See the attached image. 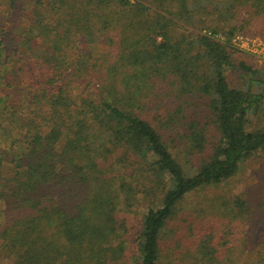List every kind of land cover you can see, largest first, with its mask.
I'll return each mask as SVG.
<instances>
[{"label": "trees", "instance_id": "trees-1", "mask_svg": "<svg viewBox=\"0 0 264 264\" xmlns=\"http://www.w3.org/2000/svg\"><path fill=\"white\" fill-rule=\"evenodd\" d=\"M3 1L0 264H264V0Z\"/></svg>", "mask_w": 264, "mask_h": 264}, {"label": "rangeland", "instance_id": "rangeland-1", "mask_svg": "<svg viewBox=\"0 0 264 264\" xmlns=\"http://www.w3.org/2000/svg\"><path fill=\"white\" fill-rule=\"evenodd\" d=\"M0 5L2 9H6L7 7L6 1L4 2L3 0H0ZM18 6L19 9L22 8L23 2H18ZM250 37L251 36H249L248 38H244V40H240L234 45L236 49L233 56L235 69L229 70L227 72L228 80L231 86L234 88L243 89L246 86V83L242 76L243 72L239 68L242 63L252 68L254 71L259 72L262 79H264V43L263 40L259 37ZM254 126H256V124H252V127ZM262 181L264 182V152L258 153L245 161L238 177L230 181L227 185H223L218 190L210 191L222 194L229 191V189L231 188L235 193L246 192V190L248 189H252L257 192L261 191L260 188L264 184L263 183L261 185ZM193 199L196 198L194 197ZM139 219L140 218H138L137 216L131 215V250L135 249V243L132 242H134L135 238H137V233L141 227L140 223L138 222L140 221ZM253 253L254 254H251V257H255L256 252ZM129 264H134V261L132 260Z\"/></svg>", "mask_w": 264, "mask_h": 264}]
</instances>
